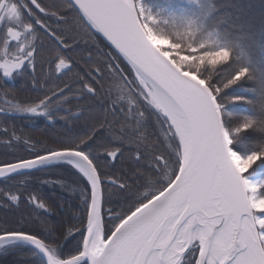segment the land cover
I'll use <instances>...</instances> for the list:
<instances>
[{"label": "snow or ice", "instance_id": "6c2138e0", "mask_svg": "<svg viewBox=\"0 0 264 264\" xmlns=\"http://www.w3.org/2000/svg\"><path fill=\"white\" fill-rule=\"evenodd\" d=\"M187 3L191 9L154 12L144 0H0V81L31 77L34 87L47 86L73 71L69 53L81 45L89 60L100 43L109 49L85 72L99 79L78 78L76 94L104 100L103 116L65 110L72 85L35 99L0 85L5 117L52 123L66 111L86 122L83 134L40 139L0 128V144L25 153L0 154L10 157L0 158V257L264 264V56L253 60L239 40L209 26L213 0ZM38 62L49 69L39 78ZM249 83L250 96L237 93ZM237 105L251 114H235ZM36 183L75 196L76 223L54 219L65 203L32 191ZM115 196L127 197V207H108Z\"/></svg>", "mask_w": 264, "mask_h": 264}, {"label": "trees", "instance_id": "16d2710c", "mask_svg": "<svg viewBox=\"0 0 264 264\" xmlns=\"http://www.w3.org/2000/svg\"><path fill=\"white\" fill-rule=\"evenodd\" d=\"M48 0H45L47 3ZM217 10L212 14V17L209 21V26L213 25L218 27V30L222 35L227 36L229 39L239 40L245 50L255 61H259L264 53L261 52L259 45L264 44V0H213ZM145 5L152 9L154 12H159L161 9L169 10H179L182 8L191 9L192 6L187 3V0H144ZM45 43H49L45 39ZM105 43H100L99 50H94L91 60L88 58L87 52L84 50V46L81 45L76 51L70 52L69 54L77 62V66L73 69L72 72H69L67 75H64L62 79L57 80L56 77H53L52 82L45 86L44 82L41 81L40 86L34 87L31 77L26 78H17L16 80H3L0 81V85L3 88L7 89L13 95L19 98H33L35 99L38 96H42L45 91L49 88L58 89L60 87H65L66 85H72V91L68 92V97L74 99V103L65 104L63 107L65 110L72 109L73 115L76 114L79 108H90L91 111L100 114L103 116L101 111V106L105 103L104 100L97 98L96 100L88 98H83L81 96L77 99L76 94L79 92L81 85L79 79L85 80V82H91L92 79H99L98 76H85V72L90 71L92 67H95V62L100 59H107L106 55H101L102 50L104 53H107L109 49L105 48ZM123 67V65H122ZM49 71L47 65H44L43 69L40 66V63H37V68L35 75L37 78L40 77L41 72ZM79 78V79H78ZM253 85L251 83L245 85V87L236 89L237 93L240 95H251ZM87 95V94H84ZM10 99V97H8ZM0 106H3L2 101H0ZM110 107V105H109ZM106 111V109H105ZM235 114L249 115L251 114L250 109L246 105H237L234 109ZM86 122L73 121L70 116L66 114V111H59L54 117V122L50 123L47 119H30L23 117L21 115H10L5 117L0 114V128H7L9 130L15 128L17 130V135L21 134L25 136H31L33 139L46 138L48 136H66V135H75L83 134V127ZM149 132L156 136L160 135V130L152 125L149 126ZM107 136V134H105ZM2 136V133H0ZM97 143H107V139H102L97 141ZM7 151H16L20 154H25L23 149L14 148L7 149L2 144H0V154ZM132 152L126 151L125 157H131ZM0 158H10L6 156H0ZM125 168L127 162L125 160ZM108 169H111V164L107 165ZM115 172L117 175L120 174V165L116 166ZM131 183V181H129ZM0 187H4L3 184H0ZM136 185H132V190L127 195L131 196L136 193ZM39 189V194L49 198L51 200H58L65 203V207L59 209L55 213L54 219H63L68 221L71 217L70 222L76 223L75 217L72 216L70 209H75L79 205V200L72 196L70 193L62 192L60 189L53 188L52 186H44L36 183L35 186L31 187L32 191ZM116 191V189H112ZM143 191V189H141ZM27 196V193H25ZM127 197L115 196L113 197V202L108 205V207L114 208L119 211L122 208L127 207L125 203ZM28 205L22 204V211L28 210ZM3 212H0V215H3ZM107 219V218H106ZM77 239L79 235L77 234ZM74 246V242L67 245V249L71 250ZM23 251L27 252V249ZM0 264H38L37 261L28 260L23 256H8L0 257Z\"/></svg>", "mask_w": 264, "mask_h": 264}]
</instances>
